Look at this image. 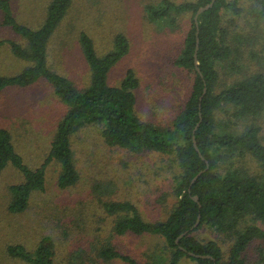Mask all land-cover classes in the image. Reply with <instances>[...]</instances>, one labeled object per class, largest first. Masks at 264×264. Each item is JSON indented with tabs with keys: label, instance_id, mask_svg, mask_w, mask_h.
I'll use <instances>...</instances> for the list:
<instances>
[{
	"label": "trees",
	"instance_id": "trees-1",
	"mask_svg": "<svg viewBox=\"0 0 264 264\" xmlns=\"http://www.w3.org/2000/svg\"><path fill=\"white\" fill-rule=\"evenodd\" d=\"M211 1L158 0L146 5L148 19L170 29H178L181 19L190 15L182 48L174 62L192 76L191 92L175 118L166 125H158L138 112L139 80L134 70L130 69L118 85L110 83L112 69L131 50L125 33H118L109 51L101 54L93 36L84 30L80 32V48L91 74L89 84L79 87L56 70L49 45L74 0H50L46 17L38 27L20 21L11 0H0L2 26L19 37L0 39V46L8 45L15 57L27 63L16 74H0V91L46 80L66 106L48 157L35 168L18 151L12 132L0 124V174L13 166L24 177L22 182L9 187L11 211L26 210L33 193L45 190L47 166L53 159L61 164L60 187L74 186L80 180L73 139L82 129L96 125L110 146L173 156L177 164L173 192L178 200L168 217L157 221L145 219L131 200H103L104 210L114 217L113 229L108 236L96 237L93 254L105 261L120 259L128 264H180L185 256L193 257L197 264H246L245 252L250 244L264 239V138L259 122L264 119V0H215L212 7L199 15L197 23L198 9ZM246 1L248 5L244 6L242 2ZM245 13L250 14L253 24L250 30L239 28L242 26L238 20ZM198 40L201 73L195 62ZM229 65L233 66L234 76L227 85L221 81L220 66L224 69ZM219 110L230 118L219 120ZM243 118L248 121L243 128L238 127ZM249 156L258 168L248 163ZM207 162L210 168L190 190L193 178L206 169ZM194 195L200 200L196 201ZM199 215L200 223L195 226ZM246 219L251 221L241 227ZM204 227L234 235L228 257L217 240L201 239L194 234ZM185 231L189 232L180 237ZM129 233L162 236L165 253L163 250L156 254L152 263H143L119 251L112 234ZM56 252L51 235L43 236L34 251H28L23 244L9 247L12 257L29 264H55ZM79 256L76 254L75 258ZM82 258L76 263L88 264V259Z\"/></svg>",
	"mask_w": 264,
	"mask_h": 264
},
{
	"label": "rangeland",
	"instance_id": "rangeland-1",
	"mask_svg": "<svg viewBox=\"0 0 264 264\" xmlns=\"http://www.w3.org/2000/svg\"><path fill=\"white\" fill-rule=\"evenodd\" d=\"M11 1L20 21L38 27L46 17L50 0ZM153 1L158 0H74L68 17L49 45L56 70L77 86L86 87L91 73L80 48V32L84 30L93 36L101 54L109 51L118 33H125L131 50L112 69L110 83L118 85L130 69L134 70L139 80V114L155 124L166 125L185 106L192 88V76L174 62L182 48L190 15L181 19L178 29L162 27L147 17L146 5ZM242 4L247 6L248 2ZM238 21L242 26L239 28L253 27L248 13ZM5 38L19 39L12 30L2 26L0 12V39ZM253 61L257 66V61ZM26 65L14 56L8 45L0 46V74H16ZM232 67L220 66L223 84L233 80ZM65 110L64 102L46 80L0 91V124L12 132L18 151L33 168L48 157ZM217 118L227 121L230 115L219 110ZM247 121L248 118L240 119L238 127L243 128ZM259 122L264 138V119ZM73 148L80 180L74 186L60 187L61 164L53 159L47 166L45 190L33 193L29 207L22 212L10 210L9 187L22 182L23 175L13 166L0 174V264H29L12 257L9 247L23 244L28 251H34L45 235H51L56 242L55 264H77L83 256L88 264H128L120 259L105 261L92 253L96 237L108 236L113 229L114 217L107 214L102 201L131 200L149 221L167 218L177 202L173 192L177 164L173 156L110 146L96 125L79 131L74 136ZM247 161L258 168L250 156ZM250 221L244 220L241 227ZM194 234L201 239L217 240L228 257L234 235L208 227ZM112 236L119 251L143 263L154 262L156 254L166 251L162 236L130 233ZM76 254L80 255L78 259ZM245 257L246 264H263L264 239L253 241ZM180 264H197V260L185 256Z\"/></svg>",
	"mask_w": 264,
	"mask_h": 264
},
{
	"label": "water",
	"instance_id": "water-1",
	"mask_svg": "<svg viewBox=\"0 0 264 264\" xmlns=\"http://www.w3.org/2000/svg\"><path fill=\"white\" fill-rule=\"evenodd\" d=\"M214 2H215V0H212L210 3H208L207 5H204V6H201L199 9H198V11H197V13H196V15H195V19H196V21H197V23H198V17H199V15L202 13V12H204V11H206L207 9H209L210 7H212L213 6V4H214ZM198 49H199V40H198V45H197V52H196V54H195V62H196V66H197V69H198V71L201 73V69H200V67L198 66L199 64V62H198ZM207 92V87H205V92L204 93H206ZM200 124V123H199ZM199 124L197 125V127L199 126ZM196 127V128H197ZM194 141H195V146H196V148L200 151V148H199V146H198V144H197V141H196V137H194ZM203 156V155H202ZM204 157V156H203ZM210 168V164H209V162H207V167H206V169H203L202 171H200L194 178H193V180H192V182H191V185H190V190H192V186H193V184L195 183V181L198 179V177L205 171V170H207V169H209ZM194 197V199L196 200V201H199L200 200V198H199V196L198 195H194L193 196ZM200 220H201V215H199V217H198V220H197V222H196V224H195V226H197L199 223H200ZM194 226V227H195ZM189 231H185L184 233H182L181 235H180V237H182V236H184L185 234H187ZM179 237V238H180ZM179 241V240H178ZM190 254H192V255H195V256H201L200 254H196V253H194V252H192V251H190L189 252Z\"/></svg>",
	"mask_w": 264,
	"mask_h": 264
}]
</instances>
